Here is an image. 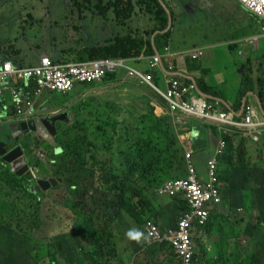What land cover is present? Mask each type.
<instances>
[{"label": "rangeland", "instance_id": "rangeland-1", "mask_svg": "<svg viewBox=\"0 0 264 264\" xmlns=\"http://www.w3.org/2000/svg\"><path fill=\"white\" fill-rule=\"evenodd\" d=\"M59 1L63 5L69 3V0H49L43 2L41 5L44 6L41 8H39L41 5H23L30 8L28 13L35 11L34 18L38 23H46V20L41 16L43 11H50L52 20H58L57 25L53 24L51 33H46V25H44L40 35L41 47L44 48L46 43L52 45L49 47L52 51L54 47L55 58H52L55 60L66 56L73 58L71 54L75 55L76 60H79V52L83 49L95 45L103 46L105 42H101L113 40L114 33L117 32L121 35H144L141 29L145 28L146 23L139 19H136L132 25L129 24L131 21L122 25L121 21L112 20L113 24L105 25L107 32H113L112 37L109 38L105 36L104 32L99 34V30L103 26L101 20L93 19L91 23L81 25V22H78L79 18L74 17L69 9L57 6L56 3ZM76 1L74 0V3ZM220 16L226 17L224 13H221ZM201 17L199 8L193 16H187L185 13L176 24V31H180L182 22L190 21L191 26L196 28L197 23L201 22ZM7 18L12 21V34H16V32L19 34L20 29L26 25L14 19V15ZM26 27L27 33L33 37L34 34L29 32L28 25ZM133 27L141 29L135 31ZM88 30L90 33L86 32ZM35 32L38 34L37 29ZM176 37L175 41L172 35L170 45L177 48L182 47L180 39L183 37H190L184 43L189 46L193 44L192 47L201 39L183 34H178ZM217 54L221 60V66L217 68L236 75L239 79L240 56L238 52L227 49ZM41 57L42 55L38 62ZM67 60V58L63 59V61ZM76 60L71 64L82 68L88 66L81 64L87 61ZM137 67L139 73L151 75L155 79L154 73H148L144 65H137ZM132 77L137 83V87L134 88L135 93H146L151 90L149 85L142 83L135 76ZM103 83H107L106 86L96 88L100 83L95 82V87L88 91L78 85L73 92L67 95L48 96L47 104L50 109L65 107L68 101L75 102L73 110L69 107L65 110L67 113L52 115L48 111L49 113L45 114L54 120L56 135L53 137V141L55 146H49L46 141L43 145L37 143L31 145L30 140L34 139L33 135L25 136L19 142V145L26 149L27 157L30 159V165L34 168L37 179L45 177L47 180L54 179L60 182L58 186L45 192H42L34 183L33 187L38 195V198L33 197L35 201L25 194H18L25 197V202L21 204L25 206V210L20 206L17 211L18 215L24 214L26 218V223L22 220V237H31L33 229L37 225L35 211L39 212L42 224L40 229L32 235L37 239H34L35 244L28 248L32 255H37V258L26 261L24 264H95L94 258L98 259L99 251H95L94 241L102 245L104 240L109 238L115 243L120 238L118 239L114 235H121L126 240L120 245L118 251L113 252L110 258L112 264H134L136 259L138 262H142L144 255L146 257L158 256L160 249L154 247V250L153 247L148 246L146 241L144 218L149 217L155 220L156 217H160L161 224L165 225L176 216V211L180 210L178 201L155 198L158 186L167 180L184 178L185 172H195L197 169L195 164L202 152L212 150L206 146L200 150L198 137L191 139L190 147L180 145L177 135L182 126L178 128L173 126L167 116L155 115L156 127H153L155 121H144L140 117H133L136 110L129 108L126 110V107L132 102L131 94L125 85H122L117 79ZM113 83L119 87H115ZM255 83L252 80L250 85H255ZM162 91L164 92V90ZM82 94H84L82 99L78 100ZM52 102H58L61 106ZM37 107L38 105L35 106L36 111ZM120 111L124 112L125 117L115 118ZM141 112L140 110L138 115ZM153 112L155 113L154 108ZM205 115L207 113L203 116ZM113 120L117 121V126L112 133L108 134L106 126ZM189 122L183 121V123ZM210 127L214 128L207 120L205 128ZM101 128L103 132L99 131ZM6 134H0V141L8 139L9 134ZM87 139L89 142H86ZM45 140H49L54 145L49 137ZM59 141L80 145L78 151L82 152L81 158L85 160L70 162L63 160V168L57 170L53 164L56 161L52 154L66 155L63 147L58 144ZM228 142L232 143V152L226 167L230 176H235V186L231 188L224 205L217 214H214L210 230L207 232L209 235L195 239V246L204 254L203 248L206 245L213 247L208 250L207 258L205 254V264H264V165L261 160L252 161L250 159L249 151L243 140L240 143H237L235 139ZM56 146L61 149L59 153L55 152ZM34 147L38 158L33 155ZM49 148L54 150L49 156L50 160L48 159ZM212 151L214 153L210 160L216 161V152ZM104 162L110 163L111 174L106 175L99 168L98 164ZM200 168V171L204 173V167ZM124 171L128 172L129 180L122 178L121 175ZM5 176L12 175L6 167L0 166V178L3 179ZM116 176L121 178L123 183L131 184L135 190L142 193L143 198L139 197L137 200L130 198L129 195H123L119 188H115L112 182H109L110 180L115 181L113 178ZM68 179L72 184L65 186V181ZM18 183L20 184V182ZM0 184L2 185V182ZM17 185L11 184L15 194ZM1 195L4 196L2 190ZM18 195L16 194V200L20 198ZM145 200L150 203L149 207L144 206ZM8 208L11 212H15L10 205ZM131 213L139 216L136 221L132 219ZM244 227H252L251 229L255 231L250 239L247 236L245 243ZM213 228L216 236L211 232ZM132 230L141 233L139 239L129 238L126 235ZM231 234L236 235L235 238L238 241V249H235L233 263L228 260ZM3 238L4 236L0 238V248L6 245ZM89 242L92 244V248ZM0 252L3 253V251ZM248 255L251 256L248 257ZM162 258L163 256L160 264Z\"/></svg>", "mask_w": 264, "mask_h": 264}, {"label": "crops", "instance_id": "crops-1", "mask_svg": "<svg viewBox=\"0 0 264 264\" xmlns=\"http://www.w3.org/2000/svg\"><path fill=\"white\" fill-rule=\"evenodd\" d=\"M45 1L49 0H0V64L2 63L1 61L6 60L16 66H31L34 64L36 65L40 55H48L51 58H55L53 53L54 47L53 51L49 49L52 45L46 43L44 48L40 46V35L41 29L44 25H46V33H51L53 29L52 25H57L58 20H52L50 11H43L41 16L46 20V23H38L37 21H34L35 11L28 13L30 8L23 6L41 5ZM108 1L110 0H105L103 5H106ZM132 1L135 4L138 0ZM201 3L203 4L200 10L202 15L201 22L197 23L196 28L191 26L190 21L185 23L182 22L180 31L177 32L175 27L173 33L175 41L177 40L176 36L178 34H183L184 36H194L196 38L200 37L201 39L195 46L192 47L193 44L189 46L187 43H184V41L188 40L190 37H183L180 39V43L185 49L182 47L177 48L173 45H169V51L163 49L160 52L162 61L154 70L155 85L159 89L164 90L166 85L165 76L168 78L177 76L187 81L196 83L200 81L199 85L203 92L206 93L204 94L208 96L207 98L221 102L222 109L233 114L236 120H241L246 103L253 104L257 110L259 119L264 120V23L247 12V10L237 0H201ZM56 4H58V7L63 9H69L74 17L79 18L78 22H81V25L84 23H91V20L93 19L95 21L102 20L103 31H105L104 19H108L111 24H113L112 20L117 21L118 19L115 12H105L100 10V0H77L75 3L74 0H69V3H64L65 5L61 4V1ZM16 5L17 7H15ZM43 6L44 5H41L39 8ZM95 6H98L96 11L92 9ZM6 9L8 10L6 11ZM139 9L140 8L137 7L136 12H138ZM190 9L191 11L195 10V12L197 10L196 7L192 6H190ZM223 12L226 15L225 18L220 16ZM11 15H14V19L28 25L29 32L33 33L34 36L32 37L27 33L26 25L20 29L19 34L17 32L16 34H12V21L7 18ZM138 15L139 17L132 20L129 24L132 25L136 19H139V21L145 22L146 26L143 29L133 27L135 31L141 29L144 33L145 31L154 29L155 24L152 20H150L145 14H142L141 11L138 12ZM177 23V20L174 21V25ZM36 29L38 30V34L35 32ZM86 32L90 33L89 30ZM99 34H103L101 29L99 30ZM104 34L105 36L111 38L113 32L111 31L110 33L105 31ZM156 35L157 34L151 36V42H153ZM106 41L107 40L102 41L101 43ZM195 48H201L205 51V56L197 61H193L184 54L185 52ZM227 49L230 51H237L240 56V66L238 69V73L240 74L239 79L236 75L217 68L221 66V60L218 58L220 53H217L223 52ZM71 55L73 58L69 56L64 58H67V61L76 60L75 55ZM148 59L149 58L147 56L143 55L140 58V62H134V64L136 66L144 65V68L147 70ZM252 80L256 82L255 85H250ZM107 81L111 80L107 79L103 82ZM103 82H101L96 88L102 87L103 85L106 86L107 83ZM120 83L125 85L127 91L131 94L132 103H130L129 106L131 109L136 110L133 117H140L144 119V121L151 120L156 123L155 115L165 116V114H167L166 104L163 100L161 102L157 97L146 94L147 92H134V88L137 87V83L135 81L125 80L123 78L120 79ZM113 84L115 87H119L116 83ZM149 93L156 94L152 89ZM51 95H53V93L46 92L36 100L35 104L38 105L37 111H39V113L49 111L54 115H59L67 113L65 110L68 107L72 108V110L74 109L73 107L75 104L71 101H68L65 107L50 109L47 104V98ZM5 100L8 104H11L10 102L12 100L8 92L6 93ZM52 103L57 106H61L58 102ZM149 108H154L155 113L153 111L151 112ZM140 110L142 112L138 115ZM150 115H152V117H150ZM11 120L12 119L10 117H0V134H5L3 132H8L10 129H14V126L11 124ZM155 123L153 124V127H156ZM195 135L196 134L192 135L191 138L193 139L194 137H197ZM209 136L214 137L213 134H210ZM258 136L260 140L259 142H255L252 137L243 130H235L233 133V138L237 143H240L241 140L244 141V145L249 151L250 159L252 161L261 160L264 165V129L258 131ZM213 146L215 147V145ZM25 150L26 149H24V151ZM213 153L214 152L212 150L203 151L198 159L199 167H205L206 161L213 156ZM25 157H27V154H25ZM199 174L203 179L208 178V174H206V172H199ZM230 192L231 190L226 189V198ZM222 206L217 209V213ZM154 221L159 226L168 228L161 224L162 220L160 217H156ZM251 228L244 227V232L246 233L243 234L244 243L247 236L250 239L251 235L255 233V231ZM211 232L216 236L214 228ZM207 235H209L207 231H204L202 232L200 238L206 237ZM235 237L236 235H230V251L228 260L231 263L235 261V249H238V241ZM211 248L213 247H208L207 245L203 248L205 250L206 258L208 257V250ZM198 252L201 254L202 261L205 262L204 252L202 250H198ZM162 256L163 258L161 264L172 263L170 260L173 259V254L169 250L164 249L163 252L160 251L158 256L146 257L144 255V257H142V262H138L136 259L134 264H160ZM250 256L251 255H248V257Z\"/></svg>", "mask_w": 264, "mask_h": 264}, {"label": "clouds", "instance_id": "clouds-1", "mask_svg": "<svg viewBox=\"0 0 264 264\" xmlns=\"http://www.w3.org/2000/svg\"><path fill=\"white\" fill-rule=\"evenodd\" d=\"M130 1L133 4V6L135 7V10H134V13L132 14L131 18L129 20H127L126 23L134 20L135 18H138L139 17V15H138L139 11H141L142 14H145L150 20H152L154 22L155 26H156V24L159 23V19H158L156 14H151L150 15L147 12L145 6H139L140 0L136 1L135 4L133 3L132 0H130ZM158 1H159L160 5L163 7V9L165 10V12L168 15V26H167V29L165 30L164 33L168 32L171 28H173V33H174V30H175L174 28L176 27V25H174V21L177 20L179 22V20H181V16L184 15L185 13L187 14V16L195 15V10L191 11L190 6L199 8L201 10V6L203 5L201 3V0H158ZM237 1H239L241 3L240 0H237ZM104 2H105V0H104ZM108 2H110V1H108ZM241 5H242V3H241ZM95 7H93L92 9L95 10L94 9ZM137 7L140 8L138 10V12H136V8ZM76 8H78V7H76ZM80 8H82V7H80ZM167 10L169 11V14H168ZM110 11L114 12V10H110ZM247 12H249V11L247 10ZM249 13L251 15H253L251 12H249ZM253 16H255V15H253ZM170 18H171V21H172L171 26H169ZM258 20L263 22L260 19H258ZM34 21H36L35 18H34ZM117 21H121V20L117 19ZM155 34H158V32H156ZM125 36H133V35L132 34H127ZM164 49L166 51H169V46L165 47ZM184 54L187 57L191 58L193 61H197V60L202 59L205 56V51H204V49H201V48H195V49H192V50H189V51L185 52ZM143 55H144V52L138 58H130V59L119 58V59H100V60H113V61L122 60L124 62V65L127 68H130V69H133V70L139 72L138 71L139 68L134 64V62H140V58ZM154 55H159L160 56V52L155 51ZM154 55L147 56L149 58L148 59V69L146 70L148 73L154 72L155 68L161 63L160 62L155 68H151L150 67V60H151V57H153ZM42 57H50V56L44 55ZM51 59L53 61H56V62H62L61 60H55L53 58H51ZM4 61H6V60H4ZM94 61H96V60H94ZM161 61H162V58H161ZM64 62H68V63L71 62L72 63L73 61H64ZM87 62H90V61H87ZM107 75L108 76L111 75V76H109V78H108ZM106 78L110 79L111 81H114V79H117L119 82H120V79H123V78L125 80L135 81L134 78L131 75H129V71L126 68H117L115 70L109 71L103 77V79L101 81H98V82L101 83V82L105 81ZM165 78H166V81H165L166 85H165L164 92L163 91L161 92V89H159L155 85V83H154L155 79H153V77H152V79H153L152 80V85L153 86H151V85H149V86L151 87L152 90L155 91L156 94H151L149 92H147L146 94L153 95V96L157 97L158 99H160L161 102L163 100L165 102V104H166V112H167V114H165V116H167L171 120L170 122H171V124L173 126H175L177 128L182 126L180 132L177 135V140H178V143L180 145H183V146L185 145L187 147H190V145H191L190 141L192 139L191 137H192V135L196 134L195 136H197L199 138L200 150L202 149L203 146H206L209 149L214 150L216 152V155H217V160L214 161V160L208 159L206 161L204 170H205L206 174H208V178L207 179L201 178V176L199 174V172H201V171H200V167H199V164H198V161H197V163L195 164L196 168H197L195 172L194 171H189V172H187V175L184 178H177V179L167 180V181L163 182L162 184H160L158 186V188L156 190L155 198L158 199V200H160V199H169V200L178 201L179 202L178 208L180 210L176 211V216L173 219L169 220L165 225H163V226L168 227V228H163V227L159 226L154 221V219L146 217L145 220L143 221V226H145L144 234H145V238H146V241L148 243V246L153 247L154 250H155L154 247H158L161 252H163V250L165 249L164 247H166L165 250H169L170 252H171V250H173L171 253L173 254L174 257H173L172 260H170L172 262L171 264H182V261H181L180 257L177 255V253H176V251L174 249V246L172 245L171 242L156 243V242H153V241H151V240H149L147 238V234H148L147 225H148V223H151L153 226H155L157 229H159V231L161 233H163L165 235L169 234V230L170 229H175L176 227H178L179 219L182 217V215L185 212L193 213L197 209L195 207H193L192 202H189V198L187 197V192L186 191H184L182 194H178V195H175V196H169V195L160 194V191L163 189L164 185L166 183H168V182L176 181V180L191 181L192 177H195V179L197 181H199L200 183L208 184L212 180L211 174H212V171L214 170L216 175H217V177H218V182L220 184H222L223 201H222V203L215 204V205L213 203H211V202H208V201L202 202V205L200 206V208L201 209L207 208L209 210V213H210L209 220L207 221V223L205 225H201V224L198 223L197 218H196V214H195V220H194V222H193V224L191 226V229L189 230V236H190L192 244H193L192 245L193 246V252H194L193 260H195V262L197 264H205V262L202 261L201 254L197 250V246H195V239L200 238L202 232H204V231L208 232L210 230V227H208L207 224L210 222L211 219L213 220L214 214H217V209L220 206L224 205L225 200H226V195L224 194V187L226 186V183L222 182L221 178H220V171H219L220 158L225 157L226 154L228 153V151L230 149V143L228 141L230 140V138L234 139L233 138V133H234L235 130H243V131L247 132L252 137V139L255 142H259L260 138L258 136V131L264 129V127H260V128L255 129V130H249L248 128H242V127L233 126L231 124L223 122L220 115L221 114H227V115L231 116L236 122H241L248 115V108H251L254 111L253 118H254L255 121L264 122V120L259 119L255 106L253 104H249V103H246L245 106H244V113H243V116H242L241 120H236L235 117L233 116V114H231L230 112L222 109L221 102H219L218 100H211V99L207 98L208 96L205 95L206 93L203 92V90L201 89V87L199 85L200 81L198 83L191 82V81H187V80L182 79L181 77H177V76L170 77V78L165 76ZM172 80L178 81L180 86H182V87L194 86V88L192 90H190L189 93H187V95L184 97V99L188 100V101H192L193 100L195 103H206L208 106H211L212 109H210L207 112L208 115H205V116L198 115L197 116V115L186 114V113H184V112H182L180 110L173 111L171 109L169 100L166 98V95H167L168 91L170 90V88H169L170 81H172ZM78 85L81 86L83 89L86 88L87 91H88L89 89H92L94 87L95 82H92V83H85L84 82V83H81V84H78ZM78 85H76V86H78ZM75 88H74V90H75ZM73 91H71V92H73ZM6 93L7 92H5V96H6ZM83 95L84 94H82L78 98V100L82 99L81 97ZM163 95H165V97ZM11 100H12V98H11ZM10 103L11 104H8L6 102V100H3L0 103V117H10L12 119L11 120V124L14 126V129H10L8 132H4V133L9 134L10 138L8 137L7 140L0 141V144L5 143L3 148H1L0 150L7 149V152H10L12 150L14 151L17 148H21V151H22V156L21 157H23L25 159V166L27 167V171L23 175L18 176L16 174V171H14L15 173L11 171L10 165L6 161L3 160V157L1 155H0V166L6 167L10 174L17 176L20 179L19 182L23 181L24 179L34 180V182L41 189V191L45 192L44 188L47 187V186L52 185L50 181L54 180V179L47 180V178H45V177L41 178V179H37V177L34 174V168L30 165V159L25 157L26 150L24 151L25 148L21 147L19 145V142H20V140L23 137L33 135L34 139L30 140V144H36L38 142V140L41 141L42 143H44V141H46L49 144V146H55V143L53 141V138H51V140L53 141L54 145H52L49 142V140H45L46 138H41L37 134V132H29L27 130V127L24 130L19 125L21 123H28L30 120L36 119L38 117H46V118H49V119H52V118L45 115L46 113H49L48 111H46L45 113H39V111H36L35 110L36 104H34L32 116H29L27 118L20 117V116L17 115V113L15 111L13 100ZM127 108L131 109V107L129 105L127 106ZM149 110L151 112L153 111V109H151V108H149ZM52 115H54V114H52ZM165 119H167V118L165 117ZM184 120L190 121V122L189 123H183ZM207 120H209L210 124L214 128H211V127L208 128V129L205 128ZM19 128H20V130H19ZM210 134H213L214 137H210L209 136ZM254 137H257L258 140H255ZM223 142H225L226 145H225V147L223 149V153L220 154L219 150L222 148V143ZM213 145H215V147ZM60 151H61L60 148H56L55 149V152H57V153H59ZM32 152H33V155H36L37 158H38V154L36 153L35 149ZM4 155H6V154H4ZM27 160H29V161H27ZM40 181H45V182H48V183H43V185H41L39 183ZM52 186H54V185H52ZM126 235L129 238L139 239L140 236H141V233L139 231H137V230H132V231L127 232Z\"/></svg>", "mask_w": 264, "mask_h": 264}, {"label": "built area", "instance_id": "built-area-1", "mask_svg": "<svg viewBox=\"0 0 264 264\" xmlns=\"http://www.w3.org/2000/svg\"><path fill=\"white\" fill-rule=\"evenodd\" d=\"M242 5L258 19L264 22V0H240ZM161 62L159 55H154L150 60V67L155 68ZM82 65V68L71 62H56L50 57H41L36 65L16 66L10 61H2L0 64V103L5 100V92H8L13 100L14 108L18 116L27 118L32 116L36 99L42 94L67 95L81 83L98 82L103 79L107 72L117 68H126L129 75L135 76L148 85H152V76L143 75L133 69L127 68L122 60H97ZM170 90L166 98L170 102L173 111L180 110L189 115H204L210 109L206 103H195L193 100H185L184 97L194 86L182 87L176 80L170 81ZM165 97V95H163ZM208 115V113H207ZM223 122L233 126L255 130L264 127V122L255 121L254 111L248 108V115L241 121L236 122L231 116L221 114ZM258 140L257 137H254ZM226 143H222L219 153H223ZM212 180L208 184L200 183L192 177L191 181L176 180L164 185L160 194L175 196L187 192L189 202L197 210L193 213L185 212L179 219L178 227L170 229L169 234H163L151 223L147 225V238L156 243L171 242L182 264H197L193 260V244L189 236V230L196 218L199 224L205 225L209 220L210 213L207 208L201 209L202 202L208 201L220 204L223 201L222 184L218 182L215 171L211 174Z\"/></svg>", "mask_w": 264, "mask_h": 264}, {"label": "trees", "instance_id": "trees-1", "mask_svg": "<svg viewBox=\"0 0 264 264\" xmlns=\"http://www.w3.org/2000/svg\"><path fill=\"white\" fill-rule=\"evenodd\" d=\"M101 1V11L108 12L110 10H114L117 18L121 20V24L125 25L127 20H129L134 13L135 7L131 3L130 0H110L106 5H103L104 0ZM139 6H145L147 12L151 14H156L159 23L156 24L155 28L146 31L144 35H136V36H125L121 35L118 32L114 33L113 40H107L103 46L101 45H95L91 48H85L81 52H79V60L77 61H94V60H100V59H130V58H138L140 57L143 52L145 56H152L155 54V51L161 52L165 47L169 46L171 43V38L173 35V28H171L168 32L164 33L168 26V15L163 9V7L160 5L158 0H140ZM98 6H96L94 9L97 10ZM105 25L108 26L110 21L108 19H104ZM102 22V20H101ZM101 31L105 33V31ZM156 32L158 34L154 38L153 43L151 42V36L154 35ZM86 55V58H85ZM63 61V59H60ZM206 72V71H205ZM154 73V72H151ZM108 76V75H107ZM106 76V77H107ZM111 76V75H109ZM108 76V78H109ZM107 80V78H106ZM127 110V107H126ZM125 110V111H126ZM118 117H125L124 112L121 111L115 116V118ZM152 117V115H150ZM109 126V127H108ZM117 126V121L113 120V122L109 123L106 128L107 132L112 133L114 129ZM155 126H157V121L155 123ZM100 132H103V129H99ZM86 142H89V139L86 140ZM85 142V143H86ZM231 142V138H230ZM38 145H43L41 141L38 140ZM58 144L63 147V150L65 152V156L60 154H52L54 152L53 148H49V154L48 159L50 160V155L52 154L54 156V160L56 161L53 163L57 170H61L63 168V160H67L68 162L72 160H85L84 158H81V153L78 151V147L80 145H75L74 143H64V141H59ZM36 145V144H31ZM57 148V146L55 147ZM34 149H36L34 147ZM34 151V150H33ZM232 152V143H230V149L225 157L220 158V178L221 181L226 183L227 185L224 187V194L226 193V189L231 190L232 187L235 186V176L231 177L229 171L227 170L228 160L230 158ZM52 162V161H51ZM119 164V163H118ZM99 168L103 173L106 175L111 174L110 172V163L104 162L99 163ZM120 165V164H119ZM55 168V167H54ZM187 175V172H185ZM12 175V174H11ZM13 176V177H12ZM5 176L3 179L0 178V182H2V185L0 184V238L4 236L3 241L6 242V245L0 248V264H24L26 261L29 260H35L37 258V255H32L29 252L30 245L35 244L36 237H32L34 235V232L42 226L40 223V216L39 212L35 211V214L37 215V218L35 219L37 225L33 229V233L31 234V237L25 236L22 237L21 234H23V231L21 229L22 226V220L26 223L25 215H18L17 211L20 209V206L25 210V206L21 205L23 202H25V197H21L18 194H25L28 197L34 199L38 198V195L36 193V190L33 187V184L35 183L34 180L30 179H24L23 181L18 183L20 179L15 176ZM122 178L129 180L128 172L124 171L121 175ZM81 178V176H79ZM186 177V176H185ZM115 181L110 180L108 178L109 182H112L113 186L115 188H119V191L123 195H129L130 198L133 199H139V197L143 198L142 193L138 192L133 188V186L127 185L121 181V178L118 176L113 178ZM4 180V181H3ZM15 182V183H13ZM65 186L71 185L72 183L68 179L65 181ZM59 181H57V185H59ZM12 185L18 184L16 189V194L20 197L18 200H16V194L14 191H12ZM64 184V182H63ZM50 188H55L56 186L50 185ZM1 190L4 192V196L1 195ZM23 190V191H22ZM29 194H28V193ZM43 192V191H42ZM34 197V198H33ZM35 201V199L33 200ZM8 205L11 206L13 211L11 212L8 208ZM145 207H149L150 203L145 200L144 203ZM129 212V211H128ZM130 213V212H129ZM132 214V219L137 220L138 215ZM145 219V218H144ZM213 220L211 219L210 222L207 224L208 227H211ZM26 234V233H25ZM114 237H117L120 241H114L112 239H105L102 245L94 241L95 244V251H99L98 253V259L94 258L96 263L95 264H109L110 258L113 255V252L115 250H119L120 245H122L125 242V237L114 235ZM31 238V239H30ZM37 240V239H36ZM90 243V242H89ZM92 244L90 243V247ZM166 249V247H164ZM163 248V249H164ZM33 250V249H32ZM173 250H171L172 252ZM112 264V263H110Z\"/></svg>", "mask_w": 264, "mask_h": 264}, {"label": "water", "instance_id": "water-1", "mask_svg": "<svg viewBox=\"0 0 264 264\" xmlns=\"http://www.w3.org/2000/svg\"><path fill=\"white\" fill-rule=\"evenodd\" d=\"M168 14L169 11L167 10ZM171 18L169 20V26H171ZM21 126L24 130L27 127L29 132H37V134L41 138H53L56 135V129L53 119H49L46 117H38L36 119L30 120L28 123H21ZM5 143L0 144V149L3 148ZM6 154V155H4ZM0 155L3 157V160L6 161L10 165V169L12 172L16 171L18 176L23 175L27 171V167L25 166V159L22 156L21 148H17L14 151L7 152V149L0 150ZM18 158V159H17ZM17 159V160H16ZM16 160V161H15ZM15 173V172H14ZM52 185L56 186L57 181L51 180ZM41 185L43 183H48L45 181L39 182ZM51 186H47L44 190L50 189Z\"/></svg>", "mask_w": 264, "mask_h": 264}, {"label": "flooded vegetation", "instance_id": "flooded-vegetation-1", "mask_svg": "<svg viewBox=\"0 0 264 264\" xmlns=\"http://www.w3.org/2000/svg\"><path fill=\"white\" fill-rule=\"evenodd\" d=\"M19 130H20V128H19ZM10 138V137H9Z\"/></svg>", "mask_w": 264, "mask_h": 264}]
</instances>
